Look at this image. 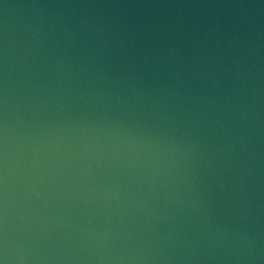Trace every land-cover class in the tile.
I'll list each match as a JSON object with an SVG mask.
<instances>
[{
	"label": "water",
	"instance_id": "obj_1",
	"mask_svg": "<svg viewBox=\"0 0 264 264\" xmlns=\"http://www.w3.org/2000/svg\"><path fill=\"white\" fill-rule=\"evenodd\" d=\"M0 264H264V0H0Z\"/></svg>",
	"mask_w": 264,
	"mask_h": 264
}]
</instances>
